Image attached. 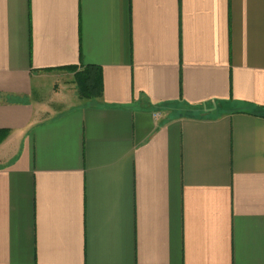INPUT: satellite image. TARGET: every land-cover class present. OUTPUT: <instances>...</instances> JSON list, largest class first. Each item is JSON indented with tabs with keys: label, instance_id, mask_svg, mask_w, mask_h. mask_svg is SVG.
Here are the masks:
<instances>
[{
	"label": "crops",
	"instance_id": "1",
	"mask_svg": "<svg viewBox=\"0 0 264 264\" xmlns=\"http://www.w3.org/2000/svg\"><path fill=\"white\" fill-rule=\"evenodd\" d=\"M0 264H264V0H0Z\"/></svg>",
	"mask_w": 264,
	"mask_h": 264
},
{
	"label": "trees",
	"instance_id": "2",
	"mask_svg": "<svg viewBox=\"0 0 264 264\" xmlns=\"http://www.w3.org/2000/svg\"><path fill=\"white\" fill-rule=\"evenodd\" d=\"M61 70L74 73V82L81 98L94 99L102 96L103 83L100 67L87 65L79 69L77 66H70Z\"/></svg>",
	"mask_w": 264,
	"mask_h": 264
}]
</instances>
